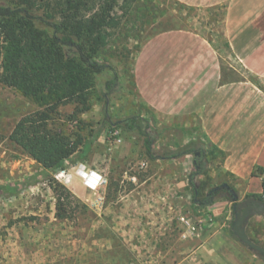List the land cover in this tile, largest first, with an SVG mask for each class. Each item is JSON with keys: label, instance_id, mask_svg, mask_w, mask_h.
Segmentation results:
<instances>
[{"label": "rangeland", "instance_id": "374dc122", "mask_svg": "<svg viewBox=\"0 0 264 264\" xmlns=\"http://www.w3.org/2000/svg\"><path fill=\"white\" fill-rule=\"evenodd\" d=\"M120 5L122 1L116 16L121 18L118 28L111 29L114 39L104 61L117 70L121 88L110 95L108 113L114 121L138 115L144 131L154 137L152 155L139 132L108 133L105 128L85 160L72 159L67 169L46 178L42 166L9 140L15 124L40 107L0 83V186L17 189L13 195H0V264H264V256L231 234L234 208L213 216L193 204L189 176L201 153L170 157L204 144L206 169L196 180L215 187L220 159L197 122L185 128L186 120L158 117L142 102L134 84L141 47L158 33L176 29L208 39L220 53L228 78H235L233 69L249 76L226 42L225 8L138 0L136 9L123 16ZM44 12L39 8L34 15ZM256 83L264 89V81ZM97 96L77 120L75 105L61 106L52 112L51 126L74 137L82 126L86 139L99 132L103 102ZM67 193L72 202L67 217L59 218L57 200ZM226 197L221 192L219 203L228 202ZM238 208L241 214L243 206ZM243 231L264 248V216L248 218Z\"/></svg>", "mask_w": 264, "mask_h": 264}, {"label": "trees", "instance_id": "16d2710c", "mask_svg": "<svg viewBox=\"0 0 264 264\" xmlns=\"http://www.w3.org/2000/svg\"><path fill=\"white\" fill-rule=\"evenodd\" d=\"M119 1L123 16H128L138 0H0V83L33 99L40 107L15 124L9 140L42 166L41 175L46 178L67 169L72 159L85 160L105 128L108 133L139 132L144 136L147 154L152 155L154 137L144 131L138 115L114 121L108 113L110 95L121 88L117 70L104 61L114 39L111 29L118 28L117 20L121 18L116 16ZM39 8L45 10L43 16L34 15ZM95 94L103 102L99 132H91L86 139L81 134L82 126L76 137L51 126L52 112L72 104L77 120L78 115L91 109ZM197 145V149H181L170 156L201 153L194 160L196 170L189 176L193 204L210 211L220 201V193L225 192V200L243 206L242 212L249 208L248 218L264 216V195H249L239 201L233 188L224 187V183L212 188L197 183V177L206 169L204 144ZM15 193L17 189L11 185L0 186V195ZM70 197L68 193L59 196V218L67 217ZM237 218L238 209H234L231 234L239 239L233 229Z\"/></svg>", "mask_w": 264, "mask_h": 264}, {"label": "crops", "instance_id": "0c3cea01", "mask_svg": "<svg viewBox=\"0 0 264 264\" xmlns=\"http://www.w3.org/2000/svg\"><path fill=\"white\" fill-rule=\"evenodd\" d=\"M177 1L225 8L226 42L249 76L233 69L235 78H228L208 39L189 30H168L141 47L134 65L136 91L158 117L186 120L185 128L197 122L220 159L215 187L230 186L239 201L264 195V89L256 83L264 81V0ZM228 208L235 206L218 202L210 213L219 216Z\"/></svg>", "mask_w": 264, "mask_h": 264}, {"label": "water", "instance_id": "95a60500", "mask_svg": "<svg viewBox=\"0 0 264 264\" xmlns=\"http://www.w3.org/2000/svg\"><path fill=\"white\" fill-rule=\"evenodd\" d=\"M257 206V204H255ZM235 210L238 209V218L233 223V229L236 232L239 239L246 245H248L253 251L259 253L260 255L264 256V248L251 242L245 235V232L243 231V225L248 219V215L250 214L249 208H245L244 211L240 214L239 208L235 206Z\"/></svg>", "mask_w": 264, "mask_h": 264}, {"label": "bare ground", "instance_id": "6f19581e", "mask_svg": "<svg viewBox=\"0 0 264 264\" xmlns=\"http://www.w3.org/2000/svg\"><path fill=\"white\" fill-rule=\"evenodd\" d=\"M94 185H96L98 183V180L96 179H93V182H92Z\"/></svg>", "mask_w": 264, "mask_h": 264}]
</instances>
